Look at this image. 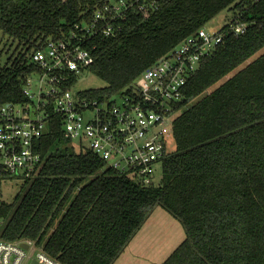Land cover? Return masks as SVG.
Segmentation results:
<instances>
[{
	"label": "trees",
	"instance_id": "obj_1",
	"mask_svg": "<svg viewBox=\"0 0 264 264\" xmlns=\"http://www.w3.org/2000/svg\"><path fill=\"white\" fill-rule=\"evenodd\" d=\"M107 0H0V37L15 45L0 64V104L25 102L30 52L87 21ZM223 40L188 78L173 116L174 149L144 184L72 142L52 114L35 140L42 161L17 201H0V235L33 239L61 264H113L156 206L176 216L183 241L160 264H264V0H159L109 36L84 41L103 96L140 73L222 9ZM248 23L229 32L234 19ZM78 77L71 76L69 87ZM170 140V142H171Z\"/></svg>",
	"mask_w": 264,
	"mask_h": 264
},
{
	"label": "built area",
	"instance_id": "obj_2",
	"mask_svg": "<svg viewBox=\"0 0 264 264\" xmlns=\"http://www.w3.org/2000/svg\"><path fill=\"white\" fill-rule=\"evenodd\" d=\"M158 4L159 0H107L95 8L89 20L76 22L67 34L49 37L42 47L30 52L39 70L24 83L28 100L0 104V187L5 178L25 179L35 173L42 161L35 140L46 131L52 114L59 115L65 136L92 149L106 165L144 184L156 181L161 160L169 151L173 116L185 96L188 78L223 40L224 32L202 26L145 68L129 90L88 96L83 90H73L75 83L69 87L64 83L72 75L88 72L93 55L84 41L113 35L121 28L120 20ZM247 26L236 18L228 31L238 35ZM34 74L38 79L33 84ZM2 224L0 217V229ZM22 242H27L28 248ZM33 258L37 264H61L33 239L8 240L0 235V264H31Z\"/></svg>",
	"mask_w": 264,
	"mask_h": 264
},
{
	"label": "rangeland",
	"instance_id": "obj_3",
	"mask_svg": "<svg viewBox=\"0 0 264 264\" xmlns=\"http://www.w3.org/2000/svg\"><path fill=\"white\" fill-rule=\"evenodd\" d=\"M232 13V9L226 7L211 18L204 27L209 31L219 30ZM8 47L9 42L6 37H0V64L5 63L15 45L7 51ZM34 75L33 84L38 79L37 74ZM105 85V81L97 74L85 71L78 76L73 90L99 88ZM32 88L35 89V86L32 85ZM116 98L120 100L119 95H116ZM174 146V141L171 140L169 150L174 149ZM159 167L157 175L160 174ZM27 187L25 179L20 176L3 179L0 187V201H17L16 196L19 194L21 196ZM185 235L181 221L164 207L156 206L113 264H160L183 241Z\"/></svg>",
	"mask_w": 264,
	"mask_h": 264
},
{
	"label": "water",
	"instance_id": "obj_4",
	"mask_svg": "<svg viewBox=\"0 0 264 264\" xmlns=\"http://www.w3.org/2000/svg\"><path fill=\"white\" fill-rule=\"evenodd\" d=\"M22 246H24L25 248H28L29 245H28L27 242H22ZM31 264H37V260H36V258H33Z\"/></svg>",
	"mask_w": 264,
	"mask_h": 264
}]
</instances>
